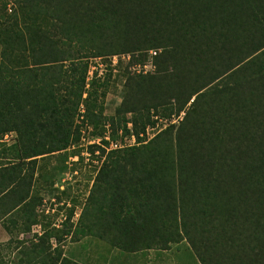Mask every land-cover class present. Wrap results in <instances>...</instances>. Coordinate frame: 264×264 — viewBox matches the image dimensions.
I'll list each match as a JSON object with an SVG mask.
<instances>
[{"label": "trees", "instance_id": "obj_1", "mask_svg": "<svg viewBox=\"0 0 264 264\" xmlns=\"http://www.w3.org/2000/svg\"><path fill=\"white\" fill-rule=\"evenodd\" d=\"M149 49L154 71L127 75L106 116L108 79L88 89L89 59L142 63ZM161 105L182 117L144 141ZM128 122L134 144L87 146L100 165L74 234L127 251L185 239L200 264H264V0H0V134L15 133L0 142L7 232L38 215L39 160L78 144L83 126ZM33 237L13 239L16 264H80L54 229Z\"/></svg>", "mask_w": 264, "mask_h": 264}, {"label": "rangeland", "instance_id": "obj_2", "mask_svg": "<svg viewBox=\"0 0 264 264\" xmlns=\"http://www.w3.org/2000/svg\"><path fill=\"white\" fill-rule=\"evenodd\" d=\"M133 57L137 58V54H115L89 59V78L95 75V82L88 89L98 88L97 91H99V82L103 78L108 79V89L103 98V113L106 116L115 114L116 107L120 105L128 90L125 86V79L134 71L132 65L136 61H130ZM163 106L157 108L161 114L156 120L158 127L163 125L166 116L170 114L167 106V110ZM153 111V109L148 111L150 122L153 120ZM133 115L136 113L126 114L128 118ZM150 122L146 123L145 127ZM106 125L108 123L104 126ZM83 128L84 126L81 127ZM88 130L86 136L91 139L101 135L105 128L100 127L96 130L97 134H90L91 128ZM129 133L128 127L126 130L118 127L115 132L111 129V136L114 139L127 137ZM14 137V132L0 134V142L12 143ZM130 141L127 137L126 142ZM84 145L69 146L38 161L32 185L33 194L42 197L38 215L30 219V230L28 231L11 227L12 231L9 233L0 221V264L17 263L19 250L13 239H22L23 245H26L28 240L34 239L35 233L40 234L44 228L54 229V232L59 235L63 255L80 264H200L185 239L163 248L153 247L127 251L111 245L107 240L94 234H74L76 221L100 165V159L96 158L95 154H85ZM11 236L12 240L8 241ZM56 239L55 236L51 237L52 247Z\"/></svg>", "mask_w": 264, "mask_h": 264}, {"label": "built area", "instance_id": "obj_3", "mask_svg": "<svg viewBox=\"0 0 264 264\" xmlns=\"http://www.w3.org/2000/svg\"><path fill=\"white\" fill-rule=\"evenodd\" d=\"M157 50L156 49H149L148 50V55H147V59L144 62H140V63H136L134 65H132V68L134 71L136 72H141V73H147V72H152L155 69V65L153 62V56L156 54ZM89 74H90V69L88 70V75H87V79H89ZM79 112L82 113L83 112V105L81 104L79 107ZM183 112H180L179 115L174 116L172 115L171 117H165V121L163 123V125L161 127H158V123H157V116L158 115H154L153 116V124H149L144 128V132H140L139 136H144L143 140L147 141L148 139H150L152 136H154L156 133H158L160 130H162L166 125L170 124V123H175L178 122L179 119H181ZM127 127L130 131L129 135L127 137H129V140H131L130 142H126L127 137H120V138H112L111 137V133H110V129L108 127V125H106L105 130L103 131L102 135L96 136L95 138H91L88 139L86 136V132H88L89 128H91L90 126H85L83 129H81V135H80V140H79V145H83V150H85V154L88 155L90 154L88 152L87 146L88 144H97L100 147L104 148L105 151H110V150H115V149H120L126 146H130L132 144L135 143L136 138L135 135L133 134L132 130H131V123L128 122L127 123ZM106 141V143H105ZM77 145V144H76ZM74 146V145H72ZM98 148L94 151L95 154H97Z\"/></svg>", "mask_w": 264, "mask_h": 264}]
</instances>
